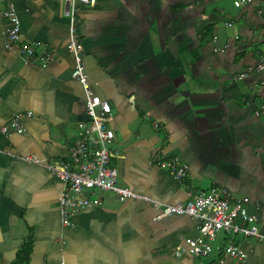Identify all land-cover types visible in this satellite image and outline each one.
I'll list each match as a JSON object with an SVG mask.
<instances>
[{
  "label": "crops",
  "instance_id": "obj_1",
  "mask_svg": "<svg viewBox=\"0 0 264 264\" xmlns=\"http://www.w3.org/2000/svg\"><path fill=\"white\" fill-rule=\"evenodd\" d=\"M11 1L21 41L8 45L0 15V129L19 114L26 131H0V264H12L27 241V264H264V241L223 232L208 257L194 256L185 239L199 236L197 219L155 220L148 202L109 191H94L101 204L62 223V182L21 157L69 161L81 132L94 135L71 77L70 21L64 0ZM235 1L79 4L77 40L92 91L113 110L110 164L119 184L164 203L224 186L248 198L264 233V0ZM7 6L0 0V11ZM23 44L35 50L32 65ZM165 157L188 166L184 179L156 164ZM230 239L243 260L218 251Z\"/></svg>",
  "mask_w": 264,
  "mask_h": 264
},
{
  "label": "built area",
  "instance_id": "obj_2",
  "mask_svg": "<svg viewBox=\"0 0 264 264\" xmlns=\"http://www.w3.org/2000/svg\"><path fill=\"white\" fill-rule=\"evenodd\" d=\"M250 0H236L237 6L247 4ZM64 15L68 17L69 43L68 49L72 53L74 66L71 77L82 86L85 97V109L94 129V135H90L88 129L81 132L76 139L71 160L45 159L34 155L21 157L25 161L41 165L51 171L62 182L61 193L58 196V208L61 221L64 225L72 223L74 214L82 209L101 204V199L90 196L94 191H109L120 199H142L155 210V220L172 214L187 215L199 221V236L185 239L186 249L194 256L208 257L214 250V241L220 232L229 236L251 237L257 241H264V233L259 230L256 218L246 210L248 198L235 197L224 186H212L208 190L191 194L185 202L164 203L140 194L133 189L119 184L117 169L110 164L112 152L109 144L114 139V131L109 125L113 119V110L107 99L95 94L88 81V75L82 59V45L77 40L76 12L79 4L93 6L96 0H64ZM9 27L7 28L8 45H14L21 41L20 22L16 9L11 0H8L6 9L0 11ZM230 25V22L226 23ZM25 63L32 65L35 50L28 45L19 46ZM47 54L43 57L42 66L51 59ZM256 67H261L257 65ZM248 72L240 73L245 77ZM264 109V106H261ZM31 115V112H27ZM8 129L16 133L26 131L20 115H14L9 122L2 126L0 131L6 133ZM1 152V150H0ZM8 154H11L8 152ZM156 164L167 169L175 179L182 180L188 173V166L181 163L175 157H165ZM224 255L243 260L245 257L242 249L231 239L218 248ZM222 263V260H219ZM62 264V263H61Z\"/></svg>",
  "mask_w": 264,
  "mask_h": 264
},
{
  "label": "trees",
  "instance_id": "obj_3",
  "mask_svg": "<svg viewBox=\"0 0 264 264\" xmlns=\"http://www.w3.org/2000/svg\"><path fill=\"white\" fill-rule=\"evenodd\" d=\"M30 251H31V242L27 241L18 250L17 256L12 264H27Z\"/></svg>",
  "mask_w": 264,
  "mask_h": 264
}]
</instances>
